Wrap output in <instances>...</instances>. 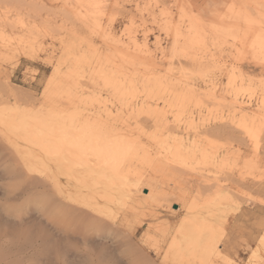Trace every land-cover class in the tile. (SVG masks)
Here are the masks:
<instances>
[{"label":"rangeland","instance_id":"rangeland-1","mask_svg":"<svg viewBox=\"0 0 264 264\" xmlns=\"http://www.w3.org/2000/svg\"><path fill=\"white\" fill-rule=\"evenodd\" d=\"M263 41L264 0H0V264H264Z\"/></svg>","mask_w":264,"mask_h":264},{"label":"bare ground","instance_id":"bare-ground-1","mask_svg":"<svg viewBox=\"0 0 264 264\" xmlns=\"http://www.w3.org/2000/svg\"><path fill=\"white\" fill-rule=\"evenodd\" d=\"M249 27V26H248ZM257 28H259V26L257 27ZM259 36V35H258ZM257 38V37H256ZM259 40V39H258ZM262 40V39H261ZM260 41V40H259ZM258 41V42H259ZM262 42V41H261ZM264 42V41H263ZM252 44V43H251ZM259 44V43H258ZM261 44V43H260ZM254 45V44H253ZM259 47H261L262 48V45H259L258 47H257V49H260ZM264 47V46H263ZM249 48V47H248ZM250 49H252V48H250ZM257 49H255V50H257ZM261 51H263V50H261ZM244 78V77H243ZM133 80V79H132ZM233 80H234V78H233ZM130 81V80H129ZM131 82H133V81H131ZM237 82V81H236ZM113 83H115V90L118 92V93H120V94H122L121 96H124L123 95V92H125L124 91V87H123V83L122 82H120V81H113ZM235 83V82H234ZM107 84V83H106ZM111 84V83H110ZM124 84H125V82H124ZM236 84V83H235ZM126 87V86H125ZM129 88H131V85L129 86ZM132 88H133V86H132ZM115 91V92H116ZM130 91H132V90H130ZM136 91H138V90H136ZM116 92V93H117ZM140 92V91H139ZM126 93V92H125ZM129 94H130V92H128ZM115 94V93H114ZM138 95V94H137ZM136 97V96H135ZM114 98V97H113ZM147 101V100H146ZM144 103V102H143ZM148 103V102H147ZM200 102L199 101H197V100H193V99H191V98H183V97H174V98H168V99H162V106H161V112H160V114H161V125H163L164 126V130H165V132H167L166 130V128H167V122H168V114L174 109L175 111L176 110H180V109H183V107H185V106H188V105H193L195 108H197V109H200V104H199ZM157 104V103H156ZM146 105V104H145ZM148 105V104H147ZM146 108V107H145ZM143 109V108H142ZM151 112V115H152V112H153V110H150ZM174 111V112H175ZM184 111V110H183ZM173 112V113H174ZM182 113V112H181ZM160 114H159V117H160ZM252 115H256V114H252ZM184 116H186V115H184ZM241 117L238 119V120H236V118L235 117H233L232 118V120L234 119V120H236V124H237V126H239L242 130H243V133L244 134H246V135H248V136H251V138L252 137H255L256 136V134L258 133L257 132V130L255 129V127H253L255 124H257V123H254V125L252 124V117H251V115H249V114H242V115H240ZM182 117V116H181ZM190 116H188V118H189ZM256 117V116H255ZM254 118V117H253ZM182 121V120H181ZM259 121V120H258ZM155 122H157V121H155ZM189 122V121H188ZM192 120H190V122L188 123V125L189 126H191V125H193L192 124ZM233 122V121H232ZM255 122V121H254ZM170 123V122H169ZM182 124H183V122H182ZM258 124H260V123H258ZM262 124V123H261ZM177 125V124H176ZM178 127H180V125L178 124L177 125V128ZM182 127H183V125H182ZM261 127V126H260ZM264 127V126H263ZM113 128V127H112ZM124 128V127H123ZM257 128H259V127H257ZM260 129V128H259ZM111 130V129H110ZM129 130V129H128ZM107 131V130H106ZM109 131V130H108ZM262 131V130H261ZM116 132V131H115ZM257 137V136H256ZM169 138V136H167V139ZM208 138V137H207ZM250 138V137H249ZM113 139V138H112ZM173 140H176V139H173ZM198 141V140H197ZM165 143L163 144V147H162V149H163V151H161L160 153L163 155V154H168V158H167V160H175L176 161V159H184L183 158V150H187V148L183 145V143H182V141L180 140V142H176V141H173V143H172V141H167V140H165L164 141ZM172 143V144H171ZM140 144V143H139ZM108 145V144H107ZM118 145V144H117ZM138 145V144H137ZM114 146V144L112 145V148H114L113 147ZM134 146V145H133ZM139 146V145H138ZM119 147V146H118ZM120 147H121V145H120ZM123 147V146H122ZM190 147V146H189ZM148 148V147H147ZM160 148H161V146H160ZM192 148H193V146H192ZM192 148H191V150H192ZM103 149V148H102ZM144 149V148H143ZM134 150V149H133ZM189 150V149H188ZM111 151V150H110ZM112 151L113 152H103V153H105L106 155H109L110 156V159H111V161L110 162H107L105 165H108L113 171H115L116 173L118 172H120L123 168H122V166H124V163L126 162V160L128 159V158H125V157H122L121 158V160H119V158L117 157V156H119L120 154L118 153V151H119V148H117V147H115L114 148V150L112 149ZM142 152H143V150H141ZM190 151V150H189ZM188 151V152H189ZM187 151H186V153H188ZM131 153H133V152H131ZM130 153V154H131ZM139 153V152H138ZM147 153V152H146ZM123 154V153H122ZM126 154H127V152H126ZM135 154V153H134ZM140 154V153H139ZM148 154H150L151 155V153H149L148 152ZM129 155V153L127 154V156ZM137 155V154H136ZM126 156V155H125ZM135 156V155H134ZM138 156V155H137ZM134 159V158H133ZM136 159V158H135ZM125 160V161H124ZM139 160V159H138ZM137 160V161H138ZM146 160V159H145ZM130 161V160H129ZM134 161V160H133ZM34 162H36V161H34ZM136 162V161H135ZM143 162L145 163V161L143 160ZM127 163V162H126ZM126 163H125V165H126ZM147 163V162H146ZM176 163H177V161H176ZM133 164V163H132ZM132 164H131V168H132ZM34 164H32V168H33V170H35L34 168H35V166H33ZM31 166V165H30ZM128 166V165H127ZM134 167V166H133ZM131 168H126V166H125V173L127 174V175H130V174H135L136 172H133V169H131ZM135 169V168H134ZM135 171V170H134ZM87 172V171H86ZM85 173V172H84ZM123 174V173H122ZM112 175V174H111ZM89 176V175H88ZM91 176V175H90ZM131 176V175H130ZM96 177V176H95ZM94 177V178H95ZM29 178V177H28ZM98 178V177H97ZM109 182V181H108ZM126 192H128V191H126ZM110 194V193H109ZM91 197V196H90ZM93 197V196H92ZM94 198V197H93ZM92 198V199H93ZM76 199V198H75ZM112 202V201H111ZM112 205V204H111ZM111 212V211H110ZM112 213V212H111ZM79 216V215H78ZM109 224V223H108ZM96 225H97V223H96ZM110 225V224H109ZM99 226H101V224L99 225ZM112 228H113V226H112ZM207 254L209 255V256H214V257H216V258H218L219 257V255L221 254V252L220 251H216L215 250V247L214 248H208V250H207Z\"/></svg>","mask_w":264,"mask_h":264},{"label":"water","instance_id":"water-1","mask_svg":"<svg viewBox=\"0 0 264 264\" xmlns=\"http://www.w3.org/2000/svg\"><path fill=\"white\" fill-rule=\"evenodd\" d=\"M175 208V207H174Z\"/></svg>","mask_w":264,"mask_h":264}]
</instances>
